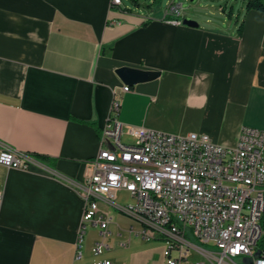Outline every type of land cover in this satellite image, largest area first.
Wrapping results in <instances>:
<instances>
[{"label":"crops","instance_id":"obj_1","mask_svg":"<svg viewBox=\"0 0 264 264\" xmlns=\"http://www.w3.org/2000/svg\"><path fill=\"white\" fill-rule=\"evenodd\" d=\"M168 9L0 0V151L6 145L47 158L35 156L27 170L0 164V264H164L166 242L136 235L131 228L140 223L104 201L107 247L92 252L102 229L89 225L85 256L76 259L85 209L77 183L100 151L114 98L128 141L132 125L203 133L226 146L244 126L264 130V12H247L243 0L241 20L232 7L226 26L209 19L189 26ZM121 67L159 75L128 83ZM198 258L192 253L182 264Z\"/></svg>","mask_w":264,"mask_h":264},{"label":"built area","instance_id":"obj_2","mask_svg":"<svg viewBox=\"0 0 264 264\" xmlns=\"http://www.w3.org/2000/svg\"><path fill=\"white\" fill-rule=\"evenodd\" d=\"M121 5L122 0H111ZM182 6L171 4L168 14L180 15ZM175 23L183 20L173 18ZM124 86V90H129ZM120 101L114 98L100 132V151L90 161L91 171L77 183L85 209L77 237L76 259L85 256L84 237L89 225L101 227V239L91 250L104 252L110 217L100 201L140 223L131 231L147 240L166 242L164 264H182L192 253L202 256L187 264H238L236 257L264 264L258 251L264 216V130L244 126L233 146L214 142L209 135L129 126L132 140L123 138L118 118ZM35 156L3 145L0 164L29 169ZM128 192L134 203L118 200ZM193 238L206 247L197 245ZM89 264H122L99 259Z\"/></svg>","mask_w":264,"mask_h":264},{"label":"rangeland","instance_id":"obj_3","mask_svg":"<svg viewBox=\"0 0 264 264\" xmlns=\"http://www.w3.org/2000/svg\"><path fill=\"white\" fill-rule=\"evenodd\" d=\"M124 3L133 10H140V7L146 10L150 8L153 13L165 12L171 4H180L186 18L195 20L201 25H205L209 19L213 24L226 26L229 23V11L232 7L234 21L238 15L240 20L243 17L242 14H238L243 0H124ZM118 200L122 203H134V199L126 191L118 193ZM233 260L238 264H245L241 257H236Z\"/></svg>","mask_w":264,"mask_h":264},{"label":"water","instance_id":"obj_4","mask_svg":"<svg viewBox=\"0 0 264 264\" xmlns=\"http://www.w3.org/2000/svg\"><path fill=\"white\" fill-rule=\"evenodd\" d=\"M183 23L189 26H198V22L195 20L185 18ZM118 73L120 74L121 78L128 83H136L139 81L151 79L159 75V72L156 71H145L141 69H135L130 67H121L118 69ZM260 254L259 251L255 253V256L258 257ZM244 262L246 264L252 263V258H244Z\"/></svg>","mask_w":264,"mask_h":264},{"label":"trees","instance_id":"obj_5","mask_svg":"<svg viewBox=\"0 0 264 264\" xmlns=\"http://www.w3.org/2000/svg\"><path fill=\"white\" fill-rule=\"evenodd\" d=\"M245 9L247 12L252 11V10L264 12V0H245ZM243 23H244V21L242 20L240 23V29L242 28ZM33 155L42 159V160L47 159L45 156H39L37 154H33ZM261 226L263 229V235H262V238L260 239V241L258 243L257 250L259 252H264V216H263V219L261 221Z\"/></svg>","mask_w":264,"mask_h":264}]
</instances>
